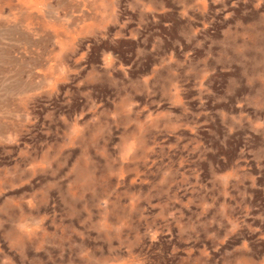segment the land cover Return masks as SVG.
I'll use <instances>...</instances> for the list:
<instances>
[{
  "label": "rangeland",
  "instance_id": "obj_1",
  "mask_svg": "<svg viewBox=\"0 0 264 264\" xmlns=\"http://www.w3.org/2000/svg\"><path fill=\"white\" fill-rule=\"evenodd\" d=\"M0 264H264V0H0Z\"/></svg>",
  "mask_w": 264,
  "mask_h": 264
}]
</instances>
